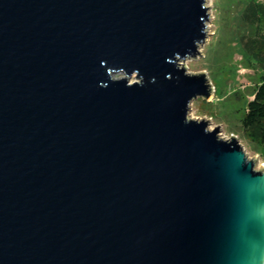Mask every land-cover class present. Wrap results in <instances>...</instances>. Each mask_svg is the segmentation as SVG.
Returning <instances> with one entry per match:
<instances>
[{
	"label": "water",
	"instance_id": "1",
	"mask_svg": "<svg viewBox=\"0 0 264 264\" xmlns=\"http://www.w3.org/2000/svg\"><path fill=\"white\" fill-rule=\"evenodd\" d=\"M208 7L0 0V264H264V165L189 117Z\"/></svg>",
	"mask_w": 264,
	"mask_h": 264
},
{
	"label": "rangeland",
	"instance_id": "2",
	"mask_svg": "<svg viewBox=\"0 0 264 264\" xmlns=\"http://www.w3.org/2000/svg\"><path fill=\"white\" fill-rule=\"evenodd\" d=\"M207 6H212L208 7V34L199 47L200 53L183 64L191 73L205 72L212 92L208 101L196 99L192 102L189 117L208 121L211 130L218 127L219 136L223 139L235 138L249 159L256 157L255 167L259 170L264 165V147L245 136L240 127L241 113L236 112L243 101L240 96L249 95L256 75L253 70L240 65L238 53L233 52L231 57L226 54L229 53L228 42L221 43L229 37L235 6L233 0H207ZM215 55L225 56V59L215 61Z\"/></svg>",
	"mask_w": 264,
	"mask_h": 264
},
{
	"label": "trees",
	"instance_id": "3",
	"mask_svg": "<svg viewBox=\"0 0 264 264\" xmlns=\"http://www.w3.org/2000/svg\"><path fill=\"white\" fill-rule=\"evenodd\" d=\"M233 4L229 37L221 43L228 42L226 54L231 57L238 53L240 65L256 75L249 95L240 96L243 101L236 112L241 113L240 127L245 136L264 147V0H233ZM222 59L225 56L215 55V61Z\"/></svg>",
	"mask_w": 264,
	"mask_h": 264
}]
</instances>
